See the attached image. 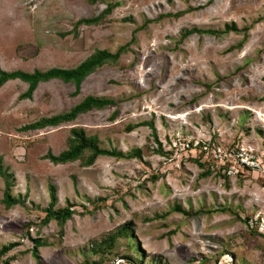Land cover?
I'll list each match as a JSON object with an SVG mask.
<instances>
[{
  "label": "rangeland",
  "instance_id": "374dc122",
  "mask_svg": "<svg viewBox=\"0 0 264 264\" xmlns=\"http://www.w3.org/2000/svg\"><path fill=\"white\" fill-rule=\"evenodd\" d=\"M186 30L194 31L181 39ZM121 46L78 90L58 79L38 83L30 98L20 97L21 80L0 87V162L19 200L5 208L0 175V264H264V173L223 177L200 151L209 142L246 146L264 165V0H0L3 71L72 69ZM87 96L113 103L27 127ZM72 129L140 156L85 165L84 151L52 162ZM51 188L53 209L73 210L62 224L45 218ZM110 236L112 247L96 250ZM35 238L45 241L36 257Z\"/></svg>",
  "mask_w": 264,
  "mask_h": 264
},
{
  "label": "trees",
  "instance_id": "16d2710c",
  "mask_svg": "<svg viewBox=\"0 0 264 264\" xmlns=\"http://www.w3.org/2000/svg\"><path fill=\"white\" fill-rule=\"evenodd\" d=\"M113 6L114 4L108 5L101 15L108 13L113 8ZM99 17L100 15L92 19H80L77 22H75L74 28H76L80 24L95 23L98 21ZM193 31L194 30H186L184 33H182L181 39H184L187 35L191 34ZM212 33L218 34V32L215 31ZM125 47L126 46L119 47L117 51H115L114 53H110L105 50H97L95 53L90 55L86 60H84L83 62H81L72 69L50 68L43 72L38 70H34L33 72H23L20 70L6 72L0 69V87L7 81L16 80V79L21 80L27 84V88L20 95V97L30 98L33 91L37 87L38 83L46 82L51 79H58L66 83L71 82L75 86L76 90H78L81 81L86 76H88L95 68L105 63L115 62L119 56V53ZM112 103L113 101L107 98L87 96L79 104L71 108L68 112L54 115L49 118H42L36 123H33L27 127L34 129V128H41L44 126H56L62 122L72 121L80 113H84L92 108L101 109ZM139 125H148L152 130V134L155 135V130L154 127L152 126V123L142 122ZM71 133L73 138L69 139L68 148L62 151L57 156L48 154L47 156L48 159H50L54 163H66L80 158V156L84 151H88L89 155L84 164L91 165L95 161V159L99 156H110L116 158H131V157L140 156L139 149H134L131 152L123 154L119 150L105 149L98 147V145L95 144L94 140L92 138L86 137L82 131H76L75 129H72ZM210 143L211 142L206 143L207 146L210 147L211 145H213V143L212 144ZM191 145L192 144L190 143V146ZM228 149H232V148H228ZM199 164L202 168H204L205 173L211 172L209 165L206 164L204 165V163L202 162ZM0 175L4 179V191H3L2 203L6 209H9L11 206L17 204L19 200H17L11 195V191H10L11 183L9 181L8 175H6L2 169L1 162H0ZM221 175L223 177H227L226 174L221 173ZM49 195H50V200H49V205L45 210V218L46 220L49 219L56 220L59 224H62L72 215L73 210H71L69 206L53 209L56 200L53 188H51ZM177 209L180 212H183L179 207H177ZM130 231L131 228L128 225H125L123 228L119 229L118 234L125 237L129 234ZM114 239H115L114 236H110L105 240L101 241L99 244L95 245L96 250L103 252L108 251L110 247H112ZM32 241H33L32 252L33 255L36 257L38 247L45 245V241L41 240L40 238H35ZM12 245L13 244H9L8 246L4 247L2 251L3 252L8 251L9 247H11ZM2 264H9V262L5 260L4 262H2Z\"/></svg>",
  "mask_w": 264,
  "mask_h": 264
},
{
  "label": "built area",
  "instance_id": "2783aa9c",
  "mask_svg": "<svg viewBox=\"0 0 264 264\" xmlns=\"http://www.w3.org/2000/svg\"><path fill=\"white\" fill-rule=\"evenodd\" d=\"M190 143L191 141H188L185 143L184 147L187 149L192 148ZM200 151L213 158V160H216V162L219 163V168H222L223 174L235 175L238 173L239 169H249L253 171L261 170V172L264 173V165L260 164L259 158H257L254 150L246 146L225 149L217 146L212 148L203 143V145L200 146ZM260 225L262 226L259 232L264 233V224L260 223Z\"/></svg>",
  "mask_w": 264,
  "mask_h": 264
}]
</instances>
